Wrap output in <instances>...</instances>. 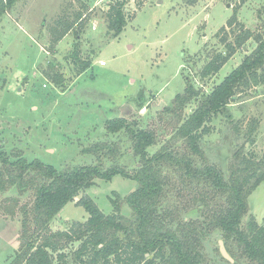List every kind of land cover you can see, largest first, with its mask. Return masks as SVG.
<instances>
[{
	"label": "rangeland",
	"instance_id": "374dc122",
	"mask_svg": "<svg viewBox=\"0 0 264 264\" xmlns=\"http://www.w3.org/2000/svg\"><path fill=\"white\" fill-rule=\"evenodd\" d=\"M111 2L16 0L3 14L0 149L15 154L20 150L28 161L38 159L62 169L94 164L97 155L90 147L100 141L117 142L121 154L105 157V165L118 162L132 171L139 164L132 142L124 130L109 133L107 121L120 116L134 118L141 126L156 127L167 135L170 115L164 109L184 91L187 79L209 93L256 48L255 35L264 36V0H131L125 5L127 25L118 36L109 29ZM78 13L82 16L73 29L58 39L62 29L58 21L70 23ZM233 16L236 21L231 27L228 21ZM242 26L252 30L254 37L238 48L219 72L203 78L204 65L215 53L226 50L223 38L233 40ZM76 49L81 59L91 61L79 75L80 65L72 56ZM49 65L64 76L65 90L46 77ZM197 104V100L190 103L187 113ZM230 110L231 118L222 113L212 117L201 143L209 161L226 174L237 150L254 152L258 157L264 152V84L238 92ZM254 121L257 127L252 142L248 131ZM164 135L149 153L164 143ZM137 184L121 174L109 180L96 179L60 211L51 228L64 230L73 222L87 220L88 212L77 204L84 194L106 214L118 209L132 216L125 197ZM8 197H18L19 205H23L34 195L31 190L20 194L11 188L0 192V205ZM248 204L243 222L254 215L262 223L264 181L249 195ZM21 219L20 210L14 216L0 210V264H8L19 247ZM220 240L219 232L209 237L206 264H238L221 257ZM78 245L74 242L66 251ZM239 264L249 263L243 260Z\"/></svg>",
	"mask_w": 264,
	"mask_h": 264
},
{
	"label": "trees",
	"instance_id": "16d2710c",
	"mask_svg": "<svg viewBox=\"0 0 264 264\" xmlns=\"http://www.w3.org/2000/svg\"><path fill=\"white\" fill-rule=\"evenodd\" d=\"M111 1L109 29L118 36L127 25L125 5L131 0ZM15 2L0 0V18ZM81 16L76 14L70 23L58 21L62 26L58 39L72 30ZM234 21L235 16L228 21L229 26ZM251 37L253 31L243 26L233 40L224 37L226 50L211 57L201 76L219 72ZM254 38L256 48L209 93L187 79L184 91L164 109L170 115L168 136L156 127L141 126L134 118L120 116L107 121L109 133L124 130L131 140V149L139 158L132 171L118 162L105 165V157L121 154L117 142L100 141L90 147L97 155L94 164L62 169L38 159L28 161L20 150L15 154L1 148L0 192L16 188L20 194L31 190L34 195L28 204L19 205L18 197H8L0 205L5 215L14 216L18 210L22 213L19 247L8 264H206V243L216 232L236 263L264 264V221L260 223L250 215L243 222L249 212V195L264 181V152L258 157L254 152L237 150L226 174L209 161L201 145L214 115L222 113L231 118L232 98L246 88L264 84V36ZM72 56L80 65L78 75L90 67L91 61L81 59L77 49ZM49 66L46 77L65 90L62 73ZM195 100L198 104L187 113ZM256 127L254 121L248 131L252 142ZM162 134L166 136L164 143L149 153ZM116 174L138 183L125 197L132 216L118 209L106 214L84 194L77 204L88 212L87 220L73 222L64 230L51 228L60 211L96 179L109 180ZM114 202L117 204V199ZM74 242H79L78 247L66 251Z\"/></svg>",
	"mask_w": 264,
	"mask_h": 264
},
{
	"label": "water",
	"instance_id": "95a60500",
	"mask_svg": "<svg viewBox=\"0 0 264 264\" xmlns=\"http://www.w3.org/2000/svg\"><path fill=\"white\" fill-rule=\"evenodd\" d=\"M232 99H234V97H233ZM220 243H221V249H222L223 255H224L225 257H227L228 259H231V260H232V257H231V256L229 255V253L226 251L223 242L221 241Z\"/></svg>",
	"mask_w": 264,
	"mask_h": 264
}]
</instances>
